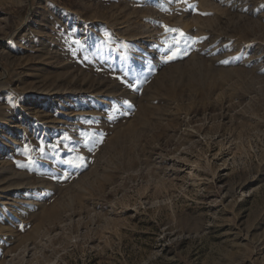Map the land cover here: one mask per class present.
Returning <instances> with one entry per match:
<instances>
[{"label":"rangeland","instance_id":"374dc122","mask_svg":"<svg viewBox=\"0 0 264 264\" xmlns=\"http://www.w3.org/2000/svg\"><path fill=\"white\" fill-rule=\"evenodd\" d=\"M0 264H264V0H0Z\"/></svg>","mask_w":264,"mask_h":264},{"label":"snow or ice","instance_id":"6c2138e0","mask_svg":"<svg viewBox=\"0 0 264 264\" xmlns=\"http://www.w3.org/2000/svg\"><path fill=\"white\" fill-rule=\"evenodd\" d=\"M184 2L187 3V0H184ZM190 7H194V6H190ZM170 31H174V32L177 33V36L179 38L177 40V42H176L177 45L180 44V43H185L186 46H187L188 38H187L185 33H183L182 31H177V30H170ZM183 51L184 50L181 47L176 46L173 49H171V54L167 57V59L168 60L176 59L177 57H179L183 53ZM69 163L72 164L75 167H82L83 166L82 161L79 164L75 163L74 161H70Z\"/></svg>","mask_w":264,"mask_h":264}]
</instances>
